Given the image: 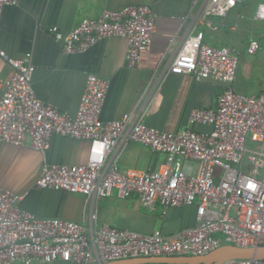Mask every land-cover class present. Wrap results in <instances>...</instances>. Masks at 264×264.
Listing matches in <instances>:
<instances>
[{
	"label": "built area",
	"instance_id": "built-area-1",
	"mask_svg": "<svg viewBox=\"0 0 264 264\" xmlns=\"http://www.w3.org/2000/svg\"><path fill=\"white\" fill-rule=\"evenodd\" d=\"M246 0H206L195 24L168 72L190 74L196 81L223 85L216 107L194 108L189 122L210 126L179 132L147 124L143 117L125 114L117 120L102 119L109 81L89 74L76 115L39 98L33 87L35 66L26 59L0 55L14 68L10 78L0 77V142L22 146L27 139L45 153L54 135L89 143L84 164H42L38 188L81 193L94 200L137 195L153 210L162 206L196 205L198 224L176 236L99 225L93 215L89 225L59 217H39L20 207L28 191L0 188V264H106L147 256L205 255L225 244L264 246V91L242 94L234 89L239 67L235 48L208 44L201 26L211 17H226ZM17 0H0L4 7ZM256 16L264 19V3ZM66 53L86 51L100 39L124 37L126 63L140 65L150 51L156 31L155 12L148 4H128L105 9L97 17H83L64 32L50 28ZM259 44L251 40L248 51ZM30 56V54H28ZM131 141L166 155L156 170H120L119 158ZM224 264H264V258H244Z\"/></svg>",
	"mask_w": 264,
	"mask_h": 264
},
{
	"label": "crops",
	"instance_id": "crops-1",
	"mask_svg": "<svg viewBox=\"0 0 264 264\" xmlns=\"http://www.w3.org/2000/svg\"><path fill=\"white\" fill-rule=\"evenodd\" d=\"M180 1L170 0L173 4ZM251 1L241 2L226 17L213 16L201 25L208 44L236 49L239 64L240 44L251 23L244 11L250 9ZM204 2L195 4L189 0L181 8L165 10L162 7L165 0H17L16 5L6 6L0 12V49L13 58L30 61L35 66L33 87L37 96L73 116L78 111L87 78L93 73L109 81L102 112V119L106 121L130 114L133 118L143 117L147 124L166 131L179 132L187 126L209 130L207 125H191L190 114L197 107H216L223 85L209 79L196 81L190 74L168 72ZM141 3L150 5L155 12L156 31L150 51L141 54L136 68L126 63L128 41L124 37H106L86 51L66 53L63 42L50 31L57 25L67 32L83 17H97L105 9ZM259 19L264 20L255 13L253 21ZM251 40L256 39L249 35L247 50ZM13 72V66L0 55V77L10 78ZM238 72L239 67L234 83L236 92L264 91V82L251 85L250 76L242 78L239 74L238 77ZM2 95L0 89V99ZM88 149V141L63 135H54L45 153L35 149L29 139L22 146L0 142V188L17 193L28 191L19 205L39 217H59L89 225L94 215L99 225L141 233L159 230L168 236H176L181 230L198 224L196 205L166 208L158 203L151 210L137 195L124 198L114 191L110 196L94 200L81 193L36 186L45 161L84 164ZM165 158L163 152L131 141L123 150L118 166L120 170H156ZM49 264L73 263L56 260Z\"/></svg>",
	"mask_w": 264,
	"mask_h": 264
},
{
	"label": "rangeland",
	"instance_id": "rangeland-1",
	"mask_svg": "<svg viewBox=\"0 0 264 264\" xmlns=\"http://www.w3.org/2000/svg\"><path fill=\"white\" fill-rule=\"evenodd\" d=\"M188 1L189 0H181L178 4H173L170 0H165L166 3H164L162 7L165 10H175L185 6ZM202 2H204V0H194L195 4H201ZM259 3H264V0H252L250 3V9L244 11L245 15L248 16V19L251 20V23L250 30L246 32L240 44L241 61L239 64L238 77L239 74L242 78L250 76L249 80L251 85L264 82V20L259 19L253 21ZM234 10L232 13L235 12ZM249 35H252L259 43V49L255 53H249L247 50ZM246 61L249 64H247ZM253 92L254 91L250 90L245 93H247V95H251Z\"/></svg>",
	"mask_w": 264,
	"mask_h": 264
},
{
	"label": "water",
	"instance_id": "water-1",
	"mask_svg": "<svg viewBox=\"0 0 264 264\" xmlns=\"http://www.w3.org/2000/svg\"><path fill=\"white\" fill-rule=\"evenodd\" d=\"M244 258H264V246L241 247L233 244H225L205 255L132 257L110 261L106 264H224L230 260Z\"/></svg>",
	"mask_w": 264,
	"mask_h": 264
},
{
	"label": "trees",
	"instance_id": "trees-1",
	"mask_svg": "<svg viewBox=\"0 0 264 264\" xmlns=\"http://www.w3.org/2000/svg\"><path fill=\"white\" fill-rule=\"evenodd\" d=\"M143 264H175V263H143Z\"/></svg>",
	"mask_w": 264,
	"mask_h": 264
}]
</instances>
